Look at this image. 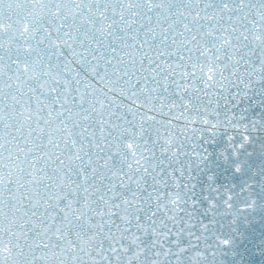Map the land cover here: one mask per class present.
Here are the masks:
<instances>
[{"label":"snow or ice","instance_id":"6c2138e0","mask_svg":"<svg viewBox=\"0 0 264 264\" xmlns=\"http://www.w3.org/2000/svg\"><path fill=\"white\" fill-rule=\"evenodd\" d=\"M0 264H264V0H0Z\"/></svg>","mask_w":264,"mask_h":264}]
</instances>
